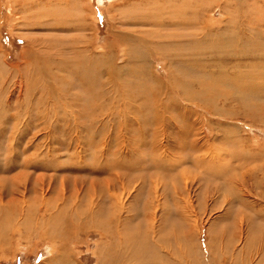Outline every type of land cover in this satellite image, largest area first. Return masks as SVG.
<instances>
[{"label": "rangeland", "instance_id": "374dc122", "mask_svg": "<svg viewBox=\"0 0 264 264\" xmlns=\"http://www.w3.org/2000/svg\"><path fill=\"white\" fill-rule=\"evenodd\" d=\"M160 17L166 27L152 23ZM134 34L142 41L124 39ZM177 40L207 52L174 62L152 52ZM132 45L150 56L146 71L145 60L128 62ZM77 55L91 59L80 86L69 60ZM235 61L252 63L254 83L234 85L246 69ZM0 170L2 202L24 208L0 264H109L100 250L110 241L92 226L117 206L108 181L126 187L111 226L121 222L123 240L156 243L157 264H264V0H0ZM29 172L45 174L44 190ZM75 184L76 230L61 242L37 237L42 192Z\"/></svg>", "mask_w": 264, "mask_h": 264}, {"label": "bare ground", "instance_id": "6f19581e", "mask_svg": "<svg viewBox=\"0 0 264 264\" xmlns=\"http://www.w3.org/2000/svg\"><path fill=\"white\" fill-rule=\"evenodd\" d=\"M184 3V2H182ZM165 8V7H163ZM167 12V21H173V16H174V12L172 10L171 13H169V10H167V8L165 9ZM163 11V9H162ZM140 16V15H139ZM154 16V15H153ZM136 18V17H135ZM154 18V17H153ZM28 19V18H27ZM139 19V18H138ZM150 19V18H149ZM30 20V19H29ZM28 21V20H27ZM147 21V20H146ZM144 22V21H143ZM159 22H161L160 24H158ZM164 19H161V17L159 18L158 22H152L155 24V26L160 27V26H164L166 27L167 24L164 23ZM157 24V25H156ZM49 28V27H48ZM246 35V33H245ZM136 36L135 34L132 36H125V40L128 41H132L134 43H138L141 42L142 37H134ZM251 37V36H250ZM248 37V38H250ZM122 38V37H121ZM133 38V39H131ZM145 38V37H144ZM257 38V36H256ZM260 38V35H259ZM123 39V38H122ZM251 41V40H250ZM39 42V41H38ZM37 42V43H38ZM151 42V41H150ZM246 42V41H245ZM146 45L148 46V42H145ZM144 43L142 44V46L144 45ZM244 43V42H243ZM153 44V43H152ZM199 43L193 41V40H184V41H174L168 45L164 44V43H157L154 47L155 49L152 50V52H157L160 56H163L164 58H168L170 61L174 62L176 61V59L178 57L181 56V54H183L182 52H184V56L185 55V50H195L194 52L198 55L201 56L202 54H205L207 51V47L202 45H198ZM245 44V43H244ZM33 45V44H32ZM234 46V45H233ZM38 46H36L37 48ZM140 49H139V48ZM164 47L168 49V47H173L169 50V53L167 55H164ZM259 47V46H258ZM228 50H226L224 53H226L227 51H229V55L234 56V49L232 48V46L230 44H228L227 46ZM224 49V48H223ZM145 50V49H144ZM143 50V51H144ZM125 51L127 52V57L129 60L128 62L130 63V65H134V66H139L143 68L144 65V60H145V65H144V70L146 71L147 69L150 68V64L151 62H149V55L147 53H144L143 51L141 52V47L138 45L137 47L134 45L130 46V47H126ZM146 51V50H145ZM149 51V50H148ZM258 51V50H257ZM141 52V53H140ZM214 52V51H213ZM254 52V51H253ZM33 53V52H31ZM58 53V51H57ZM134 53H137V56H134ZM190 53V52H189ZM218 53V52H217ZM221 53V52H220ZM34 55V54H33ZM37 55V54H36ZM53 55V54H52ZM217 55V54H216ZM215 55V56H216ZM244 56V55H243ZM250 56V55H249ZM257 57V55H253V57ZM37 57V56H36ZM57 57V56H56ZM88 57V56H87ZM85 58V56H83L82 58L79 57V55H77L76 58H72L69 57V60L72 62V65L74 67V73H75V77L77 78V84H82L84 85L86 78L85 76H87L86 72L82 73V70L84 68L87 67V64L89 62H91V59L89 58ZM92 57V56H91ZM221 59V58H220ZM230 59V58H229ZM244 59V58H242ZM34 60V59H33ZM48 60L50 61H54V59L52 60L51 58L48 57ZM83 61L84 64H80L78 61ZM95 61H100L99 58H95ZM234 60V59H233ZM251 59H248V61ZM253 60V59H252ZM241 61V60H240ZM240 61H235L234 63V68L240 69L243 65L245 66L246 69H244V71L238 75H235L234 79H232V82L234 83V85L237 86H245L248 85L246 84L248 81L249 83L251 82H255L253 81V78L250 75L251 70H249V68H251L252 63H242ZM55 62V61H54ZM103 63V60L101 61ZM231 62V61H230ZM233 62V61H232ZM29 63V62H28ZM220 63V62H219ZM55 64L57 66L60 65V62H55ZM86 66V67H85ZM256 66V65H254ZM89 67V66H88ZM129 67V66H128ZM257 67V66H256ZM224 68V67H223ZM233 68V67H232ZM254 68V67H253ZM93 70V69H92ZM257 70V69H255ZM259 70V69H258ZM17 72V71H16ZM236 72V71H235ZM258 72V71H257ZM256 72V73H257ZM90 73V72H89ZM253 73V71H252ZM144 74V73H143ZM220 76V75H219ZM241 77L239 81L236 82L237 78ZM98 77V76H97ZM221 77V76H220ZM225 77V76H223ZM88 78V77H87ZM227 79V78H226ZM133 81V80H132ZM137 80H135L136 82ZM220 81V80H219ZM245 81V82H244ZM88 83V81H87ZM222 83V82H221ZM220 83V84H221ZM79 84V86H80ZM255 87V86H254ZM238 88V87H237ZM242 88V87H241ZM252 90V89H251ZM253 91V90H252ZM249 92V91H248ZM236 95V94H235ZM241 97V96H240ZM176 99V103L179 102V99ZM189 102H193L195 101V99H190L188 98ZM170 101L172 103H175V101L173 100V98L170 99ZM181 102V101H180ZM181 104L183 106H187V104H183V102H181ZM191 105V104H190ZM178 108L184 109L182 108L179 104L177 105ZM210 109V107H208ZM200 141V140H199ZM193 143H195L193 141ZM158 146V145H157ZM201 147V146H199ZM198 148V147H197ZM37 156V155H36ZM28 159V158H27ZM45 161V160H44ZM35 162H33L34 164ZM53 163V161H52ZM23 164V163H22ZM25 165V164H24ZM50 165V164H48ZM40 166V165H39ZM32 167V166H31ZM30 168V167H29ZM46 168V169H45ZM58 168V167H57ZM28 169V168H27ZM38 169H42V170H48L49 168L47 167V164L40 166L39 168L37 167V171ZM56 169V167H55ZM1 171V170H0ZM3 171V170H2ZM56 171V170H55ZM45 172V171H44ZM30 174L31 172L27 173V176L30 178ZM56 174V173H55ZM21 175V174H20ZM22 177L23 174L21 175ZM56 176V175H53ZM47 177V176H46ZM28 178V180H29ZM33 179H35V182H32V184H34V188L35 191H37L38 188H42L43 190L45 189V174L43 173H39L38 175L36 174L35 177H32ZM30 178V179H32ZM54 178V177H53ZM21 179V178H20ZM23 179V178H22ZM32 179V180H33ZM48 179V178H46ZM55 179V178H54ZM14 180V179H13ZM26 181L24 186L25 188H27L29 181ZM15 181V180H14ZM17 181V180H16ZM20 181V180H19ZM22 181V180H21ZM51 181V180H50ZM20 183V182H19ZM37 183V184H36ZM7 183H5V181L2 183V185L0 186V247H2L1 242L6 238V232L9 231L10 229H14L15 230H19L20 226L18 227V224H12L14 219H15V213L17 212H21L22 209L18 210L16 209L15 211H12L10 209V207L6 206V204H4L3 201V191L6 187L9 186H5ZM21 184H23L21 182ZM20 184V185H21ZM23 186V185H22ZM75 187L73 188L74 190H67L66 186H61L59 188H56V186H52L50 185L48 188V191L42 192V196H41V207L40 210L36 211V215L34 216V218L31 217L33 223L35 222V224L38 226V231H36V233L34 232V234H36V236L40 237V238H49L52 239V241H58L61 242L64 240V237L67 235V233L71 232V230H73L74 228H76L78 226V219L76 221V215L79 213V217H80V208L78 207L79 202H81V197L80 200H78V197L76 198V195L79 194L81 191L78 189V184L74 185ZM103 186V185H102ZM109 189L107 190L108 193H110V195H112L113 197V201L116 202L117 206L113 205V211H112V216H110L108 219H106L105 221L101 220L100 222L97 221L94 223L93 228H100L99 231H101V234L104 238H106L108 241H110L109 245H102L101 246V256L104 262L109 263V264H131V263H139V264H157L156 260L157 259H161L160 258V254L158 252L157 249V244L156 243H151V241H149L148 237L146 238H141L138 235H130L127 236L128 240L123 237L126 236V234H122L120 235V230L121 227H117L118 225L121 224L117 222V225L112 227V221L114 219V216L118 217L122 214L123 210L125 209V202H123V198L121 197V195H123L124 191L126 190L125 184L123 183H116V181L114 182H109L106 185ZM105 186V187H106ZM18 187V186H17ZM38 187V188H37ZM85 187L84 185L81 186L80 188ZM24 188V187H23ZM76 188V189H75ZM104 188V187H103ZM30 189V188H29ZM95 189V184H91V186H86L85 192H92ZM97 189V188H96ZM113 189V190H111ZM23 190V189H22ZM9 191V190H8ZM21 191V190H20ZM34 191V190H33ZM69 191V192H68ZM83 191V190H82ZM103 191V190H102ZM56 193L58 195L57 200L55 202L53 201H49L52 198H50L52 196L53 193ZM10 193V192H9ZM24 193V192H23ZM30 193V191H29ZM68 193V194H67ZM82 193V192H81ZM21 194V193H20ZM37 194V193H36ZM7 195V194H6ZM23 195V194H22ZM98 195V194H97ZM14 193H10V196L8 198H6V200L8 201L7 204H13L15 197H14ZM34 196V195H33ZM101 196V195H99ZM30 197V195H29ZM31 198V197H30ZM86 198V197H85ZM84 198V199H85ZM88 198V197H87ZM5 199V197H4ZM25 199V197L23 198ZM47 199V200H46ZM30 200V199H29ZM73 202L72 204L70 202ZM87 200H85V203ZM93 201V200H92ZM95 201V200H94ZM6 202V201H5ZM36 202V201H35ZM52 202V203H51ZM29 203V202H28ZM33 203V202H32ZM31 203V204H32ZM110 204V203H108ZM112 204V203H111ZM26 205V204H25ZM91 206V204H90ZM104 206V205H103ZM107 206V205H105ZM110 206V205H108ZM25 207V206H24ZM30 208H35L33 205L29 206ZM93 207V206H92ZM31 210V209H30ZM91 210V209H90ZM94 210V209H93ZM32 211V210H31ZM104 211V210H103ZM109 211V210H108ZM99 212V211H98ZM97 212V213H98ZM106 212V211H105ZM23 213V212H22ZM93 213V211H92ZM85 214V212H84ZM41 215V216H40ZM78 216V215H77ZM78 217V218H79ZM23 218V217H22ZM81 218H85L84 216H82ZM91 218V217H90ZM37 220V221H36ZM24 225V223H22ZM26 224V223H25ZM30 224V223H29ZM116 224V223H115ZM22 225V226H23ZM87 226V225H86ZM28 227V226H27ZM32 227V226H31ZM29 226V229H32ZM23 228V227H22ZM92 228V227H91ZM123 229V228H122ZM76 230V229H74ZM67 231V232H66ZM69 231V232H68ZM22 232V231H21ZM66 232V233H65ZM29 236H31V232L27 233ZM14 235V234H13ZM65 235V236H64ZM71 236V235H70ZM123 236V237H122ZM112 237V238H111ZM6 241V240H5ZM128 242L130 243L131 249L133 248V252L130 256L126 257V246L128 244Z\"/></svg>", "mask_w": 264, "mask_h": 264}]
</instances>
